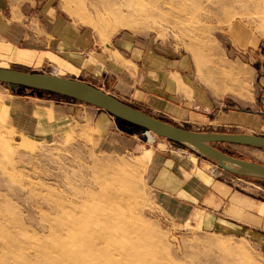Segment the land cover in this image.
Here are the masks:
<instances>
[{
  "label": "rangeland",
  "instance_id": "rangeland-1",
  "mask_svg": "<svg viewBox=\"0 0 264 264\" xmlns=\"http://www.w3.org/2000/svg\"><path fill=\"white\" fill-rule=\"evenodd\" d=\"M14 1L18 7L24 0ZM31 4L35 29L41 24L49 28L52 18L62 23L61 30L87 37L98 50L124 39L160 46L217 96L255 98L254 111L264 120L259 84L264 67V0H32ZM120 18L129 23L116 28ZM235 46L244 49L238 54L243 63L253 59L255 73L234 63ZM220 58L248 73L242 97L221 91L207 79L220 76L213 65ZM80 104L60 95H17L0 86V264H264V189L257 180L215 171V183L230 191L218 192L221 200L214 204V198L207 199L214 192L210 174L193 176L194 182L203 184L204 189L198 188L199 202L193 204L201 208L193 216L190 206V212L186 209L178 216L171 201L160 204L148 177L156 144L147 140L160 139L137 128L128 134L114 121L120 138L131 137L130 145L117 153L101 150L93 121L86 116L100 111ZM214 126L190 123L185 129L226 131ZM250 131L228 132L264 137L261 126ZM117 139H110L112 146ZM216 147L264 165L262 149ZM232 193L237 199L230 197ZM230 204L244 209V215L236 217L243 220L242 229L240 223L231 228L221 225Z\"/></svg>",
  "mask_w": 264,
  "mask_h": 264
},
{
  "label": "crops",
  "instance_id": "crops-1",
  "mask_svg": "<svg viewBox=\"0 0 264 264\" xmlns=\"http://www.w3.org/2000/svg\"><path fill=\"white\" fill-rule=\"evenodd\" d=\"M7 1L0 0L1 68L12 69L10 67L13 66L20 68L19 71L27 70L29 73L50 72L52 75L84 82L180 128H188L187 126L193 123L213 124L214 127L226 129L225 132L204 133H230L229 129L240 128L250 131L260 126L264 129V120H261L254 111L257 106L255 98L217 96L208 91L204 84H200L191 71L189 74L179 61L172 55L166 54L165 49L160 46L157 47L151 43L139 44L134 40L124 39L122 42H116L115 45L111 44L98 50L87 37L71 30H61L62 23L53 22L52 18H48L52 23L49 28L41 24L35 29L31 10L32 0H24L18 7L16 1ZM240 50L237 46L234 47L236 52L234 63L244 65L255 73L252 68L253 59L249 61L250 65L243 63L238 54L244 53ZM234 68L246 74L245 78L244 75L243 78L237 77L240 81H237V84H224L220 77L215 78L213 75L207 79H210V84L221 87V91H232L242 97L247 87L245 81L250 78L242 68L238 66ZM262 71L259 84L263 91L261 100L264 104V67ZM259 76L257 73L256 79ZM0 86L3 87L1 84ZM65 104L76 105L69 102ZM228 104L235 107L230 109ZM242 107H248V109L244 110ZM59 109L63 108L59 107ZM98 110L100 112L96 115L86 113V116L93 121L94 137L101 150L112 149L114 153H117L125 146L128 148L131 137L122 139L113 129L114 121L118 124V119L103 110ZM85 126L89 127V125ZM112 138L119 139L113 140L116 146L111 145ZM158 138L160 141L157 143L155 138L152 141L147 140L150 144H156V148L151 151L148 177L156 190L158 201H161L160 204L171 201L178 216L184 215L186 209L190 212L191 206L193 210L191 215L194 213V216L201 208L193 206L194 203L199 202L198 188L204 189L201 182L197 183L191 179L193 176L198 177V174L205 176L210 174L208 177L213 181L210 186L214 192H211L207 199L214 198L212 201L214 204L217 200H221L218 192L230 191L227 186L219 182L215 183L217 180L215 171L231 172L222 169L219 165L213 166L207 159L198 156L199 154H192L177 144ZM148 151L150 150L144 153ZM198 179L201 181L200 177ZM225 196L228 197V192ZM231 196L237 199L233 193L230 194ZM242 203L243 200L240 204ZM240 204L237 206L230 204L229 216L225 215L221 225L231 228L237 227L240 223L242 229L243 220L236 218L244 215V209Z\"/></svg>",
  "mask_w": 264,
  "mask_h": 264
},
{
  "label": "water",
  "instance_id": "water-1",
  "mask_svg": "<svg viewBox=\"0 0 264 264\" xmlns=\"http://www.w3.org/2000/svg\"><path fill=\"white\" fill-rule=\"evenodd\" d=\"M0 84L8 86L17 95L25 93L40 98L44 92H49L94 106L116 117L118 126L127 133L139 127L213 160L222 169L239 177L254 178L264 189V165L235 157L216 147L218 144H229L264 150L263 136L244 133H203L180 128L122 102L94 86L52 74L29 73L0 67ZM28 89H31L29 93ZM124 123L130 126H125Z\"/></svg>",
  "mask_w": 264,
  "mask_h": 264
},
{
  "label": "bare ground",
  "instance_id": "bare-ground-1",
  "mask_svg": "<svg viewBox=\"0 0 264 264\" xmlns=\"http://www.w3.org/2000/svg\"><path fill=\"white\" fill-rule=\"evenodd\" d=\"M108 1L109 0H107V3H108ZM103 2H104V0H103ZM106 5V4H105ZM108 7V6H107ZM117 7V6H116ZM110 8V7H109ZM112 8H113V6H112ZM120 8V7H119ZM120 10V9H119ZM109 11V10H108ZM112 12V11H111ZM109 13H110V11H109ZM113 13V12H112ZM116 13H117V11H116ZM115 13V14H116ZM114 14V13H113ZM118 14V13H117ZM121 14V13H120ZM119 14V15H120ZM127 16H129V15H127ZM122 17V16H121ZM126 18V17H125ZM129 18V17H128ZM128 18H126L127 20H128ZM132 19V18H131ZM127 20H124V19H121L120 18V20H117L116 21V24H115V27L116 28H121V27H125V26H127L128 25V23H129V21H127ZM131 22V21H130ZM131 25V24H130ZM215 60V59H214ZM213 65H214V67L216 68V70L218 71H215V70H213V71H215V72H217L220 76V78H221V82L222 83H224V84H230V83H238L237 82V77H242L243 78V73L239 70V69H237V68H234V67H232V66H230L228 63H226L225 62V60H223L222 58H220V61L218 60V63L216 62V61H214V63H213ZM3 68V67H2ZM239 70V71H238ZM214 73V72H213ZM237 79V80H236ZM240 79V78H239ZM147 133H150V132H148V131H146ZM150 134H152V133H150ZM153 135V134H152Z\"/></svg>",
  "mask_w": 264,
  "mask_h": 264
},
{
  "label": "trees",
  "instance_id": "trees-1",
  "mask_svg": "<svg viewBox=\"0 0 264 264\" xmlns=\"http://www.w3.org/2000/svg\"><path fill=\"white\" fill-rule=\"evenodd\" d=\"M29 91H31V89H28ZM45 94H53V95H59V94H54V93H49V92H44V95ZM60 96H62V95H60ZM65 97V96H64ZM66 98H68V97H66ZM137 129H141V128H139V127H136ZM149 135H151L150 133H148Z\"/></svg>",
  "mask_w": 264,
  "mask_h": 264
}]
</instances>
